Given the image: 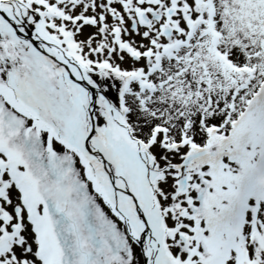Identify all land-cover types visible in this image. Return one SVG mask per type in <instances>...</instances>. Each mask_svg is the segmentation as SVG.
I'll use <instances>...</instances> for the list:
<instances>
[{"label": "snow or ice", "instance_id": "1", "mask_svg": "<svg viewBox=\"0 0 264 264\" xmlns=\"http://www.w3.org/2000/svg\"><path fill=\"white\" fill-rule=\"evenodd\" d=\"M0 264H264V0H0Z\"/></svg>", "mask_w": 264, "mask_h": 264}]
</instances>
